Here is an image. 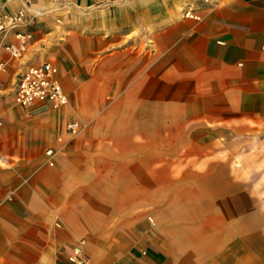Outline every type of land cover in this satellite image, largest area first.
Here are the masks:
<instances>
[{
	"label": "crops",
	"instance_id": "1",
	"mask_svg": "<svg viewBox=\"0 0 264 264\" xmlns=\"http://www.w3.org/2000/svg\"><path fill=\"white\" fill-rule=\"evenodd\" d=\"M19 11L28 53L0 42V264H60L83 239L93 264H264V0H0ZM44 61L70 103L30 113L14 84Z\"/></svg>",
	"mask_w": 264,
	"mask_h": 264
},
{
	"label": "built area",
	"instance_id": "2",
	"mask_svg": "<svg viewBox=\"0 0 264 264\" xmlns=\"http://www.w3.org/2000/svg\"><path fill=\"white\" fill-rule=\"evenodd\" d=\"M25 3L30 6L31 0H25ZM186 17L194 18L191 12H187ZM194 19L200 20L198 17ZM30 24L31 20L25 11L0 17L1 47L9 60L20 61L28 53L33 41L32 33L26 30ZM10 38L14 40L10 41ZM261 55L264 60V37L261 42ZM7 68L8 64L0 60V86ZM58 75L59 69L49 61L26 68L16 78L13 90L14 104L30 113H41L47 110L59 111L68 107L69 97ZM84 128L85 126L79 120H71L66 124L64 133L69 140H73L83 132ZM63 142V137H60L58 143ZM59 154L61 150L57 147L46 150L45 156L50 166L55 165ZM60 264H93L86 252V240H80L72 246Z\"/></svg>",
	"mask_w": 264,
	"mask_h": 264
},
{
	"label": "rangeland",
	"instance_id": "3",
	"mask_svg": "<svg viewBox=\"0 0 264 264\" xmlns=\"http://www.w3.org/2000/svg\"><path fill=\"white\" fill-rule=\"evenodd\" d=\"M263 204H264V199H263ZM148 222H149V224L151 225V226H155V222L151 219V218H149L148 219ZM142 252V251H141ZM143 254V253H142Z\"/></svg>",
	"mask_w": 264,
	"mask_h": 264
}]
</instances>
